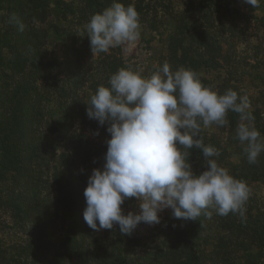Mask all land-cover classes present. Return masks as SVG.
<instances>
[{"label":"trees","instance_id":"obj_1","mask_svg":"<svg viewBox=\"0 0 264 264\" xmlns=\"http://www.w3.org/2000/svg\"><path fill=\"white\" fill-rule=\"evenodd\" d=\"M200 1L205 6L197 7L195 16L203 19L206 26L192 37L191 29L178 25L167 38V55L162 57V61L167 62L173 71L179 68L194 70L201 82L218 94H224L229 89L234 91L229 74L220 75L223 68L220 61L224 57L218 34L220 30L228 34L236 31V24L234 26L232 20L222 21L225 14L219 13L229 4L224 5V0ZM31 2L4 0L0 6V182L9 184V190L13 189L12 193L16 190L19 196L13 206L10 204L12 193L6 191V196H3L0 192V209L9 208L10 220L17 224L42 215V254L37 256L31 247L24 252L25 255L13 254L0 240V264H264V203L252 195H249L245 205L243 218L232 213L220 216L211 209V217L201 215L206 217L203 228L206 235L198 246L193 242L195 225L191 224L192 221L176 219L171 224L165 222L155 235L143 234L137 229L131 235H122L117 225L111 230L100 231L87 226L83 219L86 207L83 193L92 169L103 167L107 150L105 141L110 139L106 132L108 125L100 127L102 142L75 134L74 117L79 116L85 121L84 113L77 114L78 109L68 105L64 97L57 99V92L50 88L46 75L48 62L39 63L42 64V75L41 71L35 72L37 68L34 64L40 57L39 40L42 39L43 48L46 37L43 29L41 33L37 26L45 24L49 12L45 6L40 12L29 9L27 6ZM1 8L5 9L4 12ZM251 8L263 10L262 16L252 17V29L254 36L259 33L264 35V0ZM86 10L82 9L81 13ZM136 11L139 13L138 8ZM13 14L24 25L23 31L18 25L8 22ZM217 15L220 16L215 17ZM52 31L64 36L59 27H53ZM70 34L72 44L66 49L64 59L68 64L72 60L79 63L77 59L69 60L73 55L71 51L78 53L74 37ZM190 39L198 43L194 50L187 43ZM109 52H112L111 49ZM96 63L99 72L104 74L98 80L102 83L100 86L107 87L110 76L125 68L122 60L112 53L97 55ZM260 66L263 64L260 63ZM211 73L215 75L211 77ZM40 79L42 91L38 83ZM256 79L264 82L263 76ZM94 82L92 94L98 87ZM48 104H56L59 111L51 126L44 122V106ZM251 113L256 129L264 136V119H261L264 113L256 108ZM227 119L229 124L225 127L213 125L217 132L209 133L202 129L200 133L205 145L220 151L216 159L226 169L229 147L241 145L235 138L238 114L229 111ZM44 126L48 129L43 130ZM54 134L58 136L53 137ZM189 163L196 174L206 170V162L198 149L190 150ZM228 171L246 184L253 181L256 175L234 167ZM51 187L54 188V196L48 189ZM134 202L135 198L125 200L121 206L125 215L133 211ZM162 217L165 221L164 215ZM57 219L59 224L68 220L75 235L60 238ZM193 222H199L198 218Z\"/></svg>","mask_w":264,"mask_h":264},{"label":"clouds","instance_id":"obj_2","mask_svg":"<svg viewBox=\"0 0 264 264\" xmlns=\"http://www.w3.org/2000/svg\"><path fill=\"white\" fill-rule=\"evenodd\" d=\"M258 6L260 0H244ZM10 24L24 25L14 14ZM139 13L133 5L112 0L84 25L92 55L108 53L140 39ZM86 115L108 125L110 139L102 168H94L84 190L83 219L94 231L117 225L131 235L140 223L159 224L160 213L170 209L175 219L196 221L229 213L242 218L250 189L217 162L220 151L205 145L202 128L225 127L229 111L238 114L235 138L244 146L250 164L264 153V136L254 127L247 96L224 94L205 86L191 69L173 71L165 62L149 77L128 68L112 74L108 86H99L86 104ZM95 135H99L97 131ZM200 150L206 170L196 174L190 150ZM128 198L139 201L138 214H124Z\"/></svg>","mask_w":264,"mask_h":264},{"label":"rangeland","instance_id":"obj_3","mask_svg":"<svg viewBox=\"0 0 264 264\" xmlns=\"http://www.w3.org/2000/svg\"><path fill=\"white\" fill-rule=\"evenodd\" d=\"M1 1L0 6L4 3V0ZM127 1L129 3L118 0L125 6L133 5L135 9L138 8L141 24L140 39L134 44H123L113 48L111 49L112 52H108L107 55L112 53L115 57L122 60V65L125 68L139 72L146 78L155 72L159 66L163 65L162 57L167 55V38L176 31L175 28L178 25L187 27L186 30L191 29L190 35L192 37H195L196 32L201 31L206 26L203 19L195 16V9L205 6L200 0ZM224 1L226 2L224 5H229L219 12L220 14H225L222 21L230 22L232 20V24L234 26L236 24V31L228 34L225 30H220L218 34L221 37L219 42L222 46L221 54L224 57L220 61L223 67L220 70V75L229 74L228 78L234 91L239 96L248 97L250 111L256 108L264 113V82H259L256 79L258 76L264 77V35L259 33L254 36L252 29V17L254 15L262 16L263 10H251L253 6L245 3L244 0ZM111 3L112 0H32L31 4L27 6L36 12H40L43 8L42 6H45L49 12V18L45 24L37 26L41 33L43 29V34L46 37L43 48L42 39L39 40L41 42L40 57L34 64L37 68L35 72L37 70L41 71L40 75H42V64L39 63H42V61L49 63L46 68V75H48L50 80V88L57 92V97H59L57 99L64 97L68 105L78 109L77 114L81 115V111L84 113L85 121L81 120L79 116L74 117L75 134L81 135L80 137L86 135L88 138L95 141L99 140L100 142H102L101 126H98L97 121L87 117L86 104L90 96L93 95L91 90L93 82L95 81L94 83L99 87L102 83H98V80L104 74L97 69V55H92L88 47L89 40L86 37L84 25L94 13L101 12L109 7ZM84 8L87 10L85 13H81ZM1 10L4 12L5 9L1 8ZM72 12L75 16H73ZM85 15L86 18H84ZM181 20L182 22H180ZM55 26L64 32V36H62L63 34H55L52 31ZM69 33L73 35L74 47L78 51V53L71 51L73 55L69 57V60L77 59L79 63L72 60V63L68 64L67 60L64 59L66 49L72 44V41L70 42L69 40ZM187 43L192 47V50L198 45L195 39H190ZM260 63L263 66H260ZM50 68L53 70H50ZM214 75V73L210 74L211 77ZM38 83L42 91V79ZM58 112L56 104L45 105L44 122L50 126L53 125L52 123L56 120ZM261 119H264V116ZM254 127L256 128L255 124ZM46 129L48 128L44 126L43 130ZM202 129L209 133L217 132L213 126ZM97 131L99 135H95ZM57 136L58 134L53 135V137ZM49 137H51V134ZM228 151L230 154L227 160L228 170L234 167L238 171H243L247 174L255 173L254 180L249 181L247 186L250 189V195L264 203V153L260 155L257 163L250 164L243 145H231ZM55 166L59 171L58 166ZM8 186L9 184L0 182L1 195L6 196V191L12 193L13 189L9 190L10 187ZM48 189L51 191V196H54V188ZM17 195L16 190L10 194V204L13 206L19 199ZM138 205L139 201L135 199L134 207L136 208L132 207V213L138 214ZM162 213H164L165 221L162 220ZM162 213L159 214L161 221L159 224L148 225L140 223L136 229L143 234H154L164 227L165 222L171 224L176 220L170 209H166ZM10 219L9 208L0 209V240L11 249L13 254L23 255L30 247L37 252V256L42 254V233L40 231L42 228V215L40 218L30 219L22 224H17L16 221L12 222ZM57 220V234L60 238H65L67 235H75L68 220H65L63 224H59V219ZM205 220L206 217H200L198 218L199 222H191V224L194 223L195 225L193 242L196 246L203 241L206 235L203 231L206 226ZM212 234H215V232L212 231ZM158 239L161 240L162 237ZM238 264L244 263L238 262Z\"/></svg>","mask_w":264,"mask_h":264}]
</instances>
